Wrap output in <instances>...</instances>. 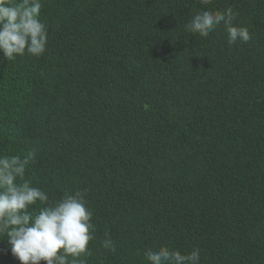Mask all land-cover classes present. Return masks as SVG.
<instances>
[{"label": "trees", "instance_id": "1", "mask_svg": "<svg viewBox=\"0 0 264 264\" xmlns=\"http://www.w3.org/2000/svg\"><path fill=\"white\" fill-rule=\"evenodd\" d=\"M229 6L246 44L186 32L199 0H43L44 54L0 53V156L35 150L23 179L51 201L87 190V264L160 244L264 264V0L209 5ZM0 264H20L6 239Z\"/></svg>", "mask_w": 264, "mask_h": 264}, {"label": "clouds", "instance_id": "2", "mask_svg": "<svg viewBox=\"0 0 264 264\" xmlns=\"http://www.w3.org/2000/svg\"><path fill=\"white\" fill-rule=\"evenodd\" d=\"M201 7L184 24L186 32L207 38L223 27L230 46L248 43L252 33L237 23L231 7H209L213 0H199ZM43 0H0V53L7 61L25 54L39 57L48 42V28L40 19ZM36 158L35 150L20 156H0V240H7L11 254L20 264H87L89 242L95 239L93 212L87 205V190L65 192L51 201L48 193L23 179L26 166ZM41 205L37 211L33 206ZM161 224H164L161 223ZM150 232L141 234L152 237ZM101 247L114 251L115 243L104 234ZM148 264H200L201 250L182 252L168 244L146 247Z\"/></svg>", "mask_w": 264, "mask_h": 264}]
</instances>
